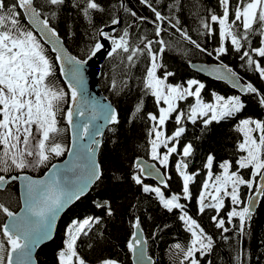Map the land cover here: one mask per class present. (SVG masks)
<instances>
[{
	"label": "snow or ice",
	"instance_id": "1",
	"mask_svg": "<svg viewBox=\"0 0 264 264\" xmlns=\"http://www.w3.org/2000/svg\"><path fill=\"white\" fill-rule=\"evenodd\" d=\"M140 2L154 13L155 20L151 23L155 24V36L160 37L162 22L168 20V17L153 7L151 0ZM64 3L65 0H13L12 3L0 0V171L8 172L13 168L22 171L46 165L53 157H61L65 152L72 158L64 162L63 168L52 163L50 175L46 180H33L27 175L11 176L12 181H25L24 206L19 213H14L0 203V211L9 218V222L0 227V235L5 238L0 240V264H35L33 250L43 241L52 238L57 214L73 200H79L91 185L102 178L101 163L97 161L96 156L101 145L97 138L103 135V126L96 121L102 119L107 125L119 124L118 112L111 103L101 104L88 99V93L83 87V65L87 60H79L70 55L64 48L56 28L50 25V19L57 16L56 9ZM219 4L222 14L210 15V21L219 26L220 46L215 49L216 59L226 54L228 49L225 42L228 41L236 52L243 50L240 59L247 58V64L254 65V70L264 79V67L252 56L254 53L264 58V0H237L231 20L230 0H219ZM74 6L81 7L80 0H77ZM81 11L95 31L88 59L104 49L103 41H110L111 48L107 53L109 57L118 52L127 54L126 67H135L142 56L148 59L149 66L146 67V74L142 79V90L146 95L154 97L158 106L157 113L147 114L150 121L148 143L151 160L158 161L165 167L169 164L170 156L178 152L177 146L186 132V121L195 125L199 120L206 128L213 122L234 118L246 108L241 95L226 98L213 94V102H205L202 99L205 85L196 79L188 80L186 87L168 83L169 77H173L174 73L167 71L162 62V54L165 52L163 39L154 41L143 36L139 43L133 46L127 28L117 38L111 32L105 31L104 27L93 25L92 12L103 11L97 0H83ZM131 15L135 17L136 13L131 12ZM21 16L26 18L30 25H35L39 36L32 28L21 24ZM139 19L143 22L147 18ZM120 22L118 18H113L111 25ZM168 23L201 52L212 55V52L192 40L186 31L177 27L179 21L172 23L168 20ZM201 23L211 35V24L203 19ZM257 33L262 37L260 46L252 47L251 37ZM45 44L51 45L55 62L59 63L61 73L69 78L67 87L70 90V102L69 93L63 88H56L49 80L55 74V64L50 59ZM154 44L160 45L158 50L154 49ZM212 72L217 74L218 79L228 80L241 94L256 96L259 105L264 107V91L252 83H241L242 78L228 65L221 63L219 67L213 68ZM116 86V81L113 80L112 87L115 89ZM190 97L194 98V103L188 105L187 111L182 110L179 102ZM63 103L69 105L66 111L61 108ZM161 104L164 106H160ZM142 109L143 101L136 104L132 115L135 117ZM61 113L67 128L59 127ZM171 119H174L177 127L171 135H167L164 129ZM234 127L242 135V139L237 143L241 155L234 162L236 170H233V162L225 159L218 164L220 173L214 174L212 169L215 157L209 154L204 164L208 170L207 178L202 183L198 197V212L204 214L206 209L216 212L211 220L217 229L222 230L221 236L225 241L229 237L224 234L228 233L230 228L225 226L224 218H218L221 210L225 208V198H229L233 205L227 212V224L231 225L234 219H238L237 230L243 235L246 223L252 217L256 200L264 197V120L243 118ZM68 129H71V147L57 142V137ZM86 137L89 142L83 143ZM162 147L166 149L163 154L160 151ZM194 151L191 141L185 143L179 153L181 159L175 164L176 172L182 178V196L185 200L191 198L190 185L199 174L189 171V162L186 159L192 157ZM133 168L135 171L131 179L141 186L144 193L155 194L159 203L169 213L174 210L181 212L178 218L190 234V241L186 247L179 242L172 246L182 257L179 264H200L197 254L205 257L213 252V236L207 234L197 220L184 210L185 205L180 203L181 195L173 194L166 198L161 187L150 186L144 183L143 179L155 174L159 183L167 188L171 177L162 174L154 164L148 165L139 157L134 161ZM240 170H250V178H245ZM7 183L9 181L6 177L0 175V188ZM241 186L249 190H253L255 186L256 196L249 195L246 201L242 200ZM241 204L244 205L242 208ZM96 207L104 209L109 216L113 215L107 200L97 203ZM100 223L99 217L73 220L67 228L64 246L57 254L58 264H88L78 251V241L92 231L93 225ZM132 227L134 231L126 246L134 257V264H152V258L145 253L147 240L144 238L140 217L134 218ZM236 261L240 264L239 256ZM101 264H117V261L104 259ZM207 264H212V261L209 260Z\"/></svg>",
	"mask_w": 264,
	"mask_h": 264
},
{
	"label": "trees",
	"instance_id": "2",
	"mask_svg": "<svg viewBox=\"0 0 264 264\" xmlns=\"http://www.w3.org/2000/svg\"><path fill=\"white\" fill-rule=\"evenodd\" d=\"M13 0H8L12 3ZM40 2V0H37ZM103 11H93L91 14L92 23L96 27H104L113 36L122 35L125 28L129 31L130 43L135 46L140 38L147 36L154 41L163 39L165 41V52L162 54V62L167 71L174 73L169 77L168 83L181 84L187 86V81L196 79L205 85L202 90V99L205 102H213V94L222 95L226 98L233 95H241L246 104V108L234 118L220 122H213L206 128L201 121L195 125L185 122L186 132L180 139L178 152L172 154L169 164L162 169L171 177L168 187H161L166 198L171 195H181L180 203L185 205V211L205 229V232L213 236L214 249L210 255L197 258L200 264H207L210 260L212 264H237L236 257H240V264H264V197H260L256 210L246 223V230L240 235L237 226L238 219H234L231 225L227 224V212L233 205L229 198H225V208L221 210L218 218H224L226 227L230 228L224 235L229 239L225 241L221 236L220 229L215 227L211 220L216 212L213 209H206L204 214L198 212V197L202 190V183L205 180L207 169L204 167L206 157L211 154L215 157L213 173L219 174V162L228 159L233 162V170H236L235 160L241 155L237 149V143L242 139V135L235 130V125L240 119L251 117L253 119L264 120V107L258 103L256 96L252 94H240L224 82L216 81L197 73L192 69L193 62H220L232 67L243 79L252 83L259 90L264 91V79L259 77V73L254 70L255 66L247 64V58L241 60V52H236L226 41L225 46L228 51L216 59L215 49L220 46L219 26L210 21L211 14H222L219 0H151L153 7L168 17L177 27L186 31L192 40H195L212 52H201L190 41L185 40L180 32L171 27L168 20L162 22V32L160 37L155 36L154 13L140 0H97ZM237 0H230V20ZM77 0H65L57 11V16L50 19V25L55 27L63 38L68 49L77 57L86 59L90 55L93 44L92 37L95 31L88 20L83 16L81 8L83 0H80L81 7H75ZM131 12H135L133 17ZM140 17L147 19L141 22ZM118 18L121 22L111 25V20ZM211 24L212 33L208 34L204 29L201 20ZM159 23V22H158ZM21 24L24 27L32 28L26 18L21 16ZM107 25V26H106ZM106 26V27H105ZM110 29V27H112ZM113 29L115 31L113 32ZM242 30V29H241ZM261 36L259 33L251 37L252 47H259ZM43 43V41H42ZM48 50L50 59L55 64V74L50 77V82L56 88H63L69 93L67 83L62 77L59 63L55 62V53L51 48L44 45ZM142 47V45H141ZM159 44H154V49L158 50ZM108 53V52H107ZM126 55L122 52L109 57L106 54L102 64L100 85L102 91L111 100L118 112L119 124L111 125L104 137L99 152V162L102 168V178L97 181L91 191L74 203L62 217L55 238L49 243L40 247L37 252L38 264H58L57 254L64 246L68 226L73 220H83L89 217H99L101 223L93 225L92 231L87 236H82L78 241V251L88 264H101L104 259H113L117 264H134L132 253L127 249V241L134 231L132 223L135 217H140L141 227L148 243V251L154 259L153 264H179L182 257L172 247L175 243L187 246L190 241V234L186 231L182 221L179 220L180 210L169 213L159 203L155 194L144 193L141 186L136 185L131 179L135 171L134 161L139 158L151 160L149 156L150 145L148 143V130L150 121L147 119L148 113H157L158 106L155 98L150 94H145L142 90V79L145 69L149 66L147 57L142 56L135 67H126ZM254 60L264 62V58L252 54ZM159 74V73H158ZM113 80L116 81V88L112 87ZM143 101L141 113L135 117L132 115L137 103ZM194 103V98L179 102L180 108L187 111L188 105ZM68 103L61 104V108L66 111ZM175 114H173L174 116ZM59 127L67 128V123L61 113ZM174 119L167 122L165 132L171 135L175 130ZM191 141L194 145V155L186 158L189 162V171L198 172V176L190 185L191 198L185 200L182 196V178L175 169V164L181 159L180 152L182 146ZM57 142L65 144L67 147L71 143L70 129L57 137ZM171 146V145H169ZM67 152L61 157H53L51 161L36 168L27 170L29 174L41 176L51 167L52 163L61 161L66 157ZM25 171L11 169L8 172L0 171V175L10 178ZM245 178H250V170H240ZM119 177V179H117ZM144 179V183L150 186H157L153 180ZM258 185V178L256 181ZM241 199L246 201L249 195L255 193L241 186ZM109 201L113 215L96 207L97 203ZM0 203H3L10 211L20 209L19 185L11 182L5 189H0ZM244 205L241 204L242 208ZM7 216L0 211V227L5 224ZM168 225V227H163ZM159 226V227H158ZM100 233H103L101 236ZM155 233V235H154ZM5 238L0 235V240ZM91 245V247H89ZM187 264V262H186Z\"/></svg>",
	"mask_w": 264,
	"mask_h": 264
},
{
	"label": "water",
	"instance_id": "3",
	"mask_svg": "<svg viewBox=\"0 0 264 264\" xmlns=\"http://www.w3.org/2000/svg\"><path fill=\"white\" fill-rule=\"evenodd\" d=\"M26 20H27V19H26ZM27 22H28V21H27ZM28 23H29V22H28ZM29 25H30V24H29ZM30 26L32 27V29H33V30L37 33V35L39 36V32H38L37 29H35V25H30ZM111 28H113V26L110 27V29H111ZM105 31H107V29H106ZM61 39H62V41H63V46H64V48L67 49V51L69 52V54L72 55V56L77 57L76 55H74V54L68 49V47H67V45H66V43L64 42V40H63L62 37H61ZM105 42H106V41H105ZM108 43H109V46L107 45V46L104 48V50L100 53V60H103V58L105 57L106 53H107L108 51H110V48H111L110 41H108ZM106 44H107V43H106ZM45 45H47L48 47L51 48V45H48V44H45ZM107 47H109L108 50L106 49ZM103 55H104V57L102 58ZM77 59H79V60H88V58H86V59H82V58H79V57H77ZM104 60H105V58H104ZM104 60H103L101 63H99V64H98V60H97V62L95 63V74H96L98 68H100L97 77H96V75H95V80H96V78H98V85H97L95 88H96V90H100V91H99V92H100L99 95H100L101 97L99 96V97H100L99 100H98V99H95V98H92V99H91V98H89V97H88V99H89V100H95V101H98V102L101 103V104L111 103L112 107L115 108V106L113 105V103L111 102V100H110V99L105 95V93L102 91V89H101V85H100V77H101V71H102V64H103ZM223 64H224V63H223ZM84 65H85V64H84ZM84 65H83V67H84ZM220 65H221V63H216V62H210V63H209V62H193V63L191 64V67H192V69H194L197 73H199V74H201V75H203V76H205V77H208V78H210V79H213V80H216V81L224 82V83H226L227 85H229L231 88H233L232 85L229 83L228 80L218 79V78H217V74H216L215 72H212V69H213V68L219 67ZM228 67H230V66H228ZM230 68H232V67H230ZM200 69H203V71H201ZM232 70H233L234 72H236L233 68H232ZM221 71H223V69H221ZM236 73H237V72H236ZM237 76L242 78V76H240L238 73H237ZM62 77H63L64 81L68 84L69 78L66 77L64 74H62ZM241 83H250V82H248V81H246L245 79L242 78ZM233 89L236 90L237 92H239V89H236V88H233ZM239 93H240V92H239ZM240 94H241V93H240ZM96 123H98V124H100V125L103 126V127H102L103 135H102L101 137H98V138H97V139H99V140L101 141V144H102L103 137H104V135H105L107 129H108L111 125L104 124V121H103L102 119H98V120L96 121ZM70 132H71V129H70ZM88 142H89V139L86 137L85 140L83 141V143H88ZM79 143H80V142L78 141V144H79ZM71 145H72V135H71V143H70V146H69V147H71ZM100 147H101V145H100ZM100 147H99V149H98V151H97V156H96V159H97L98 162H99V152H100ZM71 159H72V158L69 157L68 154H66V157H65L63 160H61V161H57L55 164H57L58 167L63 168V167H64V162H65L66 160H71ZM142 159L146 162V164H148V165L154 164L157 168L160 169V172H161L162 174H166V173L164 172V170H163V169H162V168H161L156 162H154V161H149V160H147V159H145V158H142ZM50 168H51V167H50ZM50 168L45 172V174H43V175H41V176H34V175L29 174V173H19L18 175H13V176H23V175H27V176L31 177L33 180H42V179H43V180H46V179L48 178V176L50 175V171H49ZM10 178H11V177H10ZM10 178H7V177H6V180H8L9 183L14 182V181H12ZM144 178H145V179H148V180H153V181H154L156 184H158L160 187H164L162 184L159 183L158 179L155 178V174H153L152 177H147V176H146V177H144ZM15 182H17L18 185H19V195H20L21 206H20V209H19V210H17V211H13V212H14V213H19L20 210H21V208H23V206H24V200H23V197H24V184H25V181L22 180V179H17V180H15ZM9 183H7L3 188H0V189H5ZM258 183H259V180H258ZM95 184H96V182H95L93 185H91L90 188L87 190V192H86L83 196H81V197L86 196V195L91 191L92 187H93ZM253 196L255 197V196H256V193H254ZM81 197H80V198H81ZM77 201H78V200H73L71 203H69L68 205H66V206H65V207H64V208H63V209L57 214L56 220H55V222H54V224H53L52 238H51V239H48V240H46V241H43L38 247H36V248L33 250V259H34V261H35V264H38V261H37V258H36L38 250L40 249V247H42L43 245L49 243L50 241H52V240L55 238V235H56V233H57V229H58V225H59V223H60L62 217H63L64 214L68 211V209H69L74 203H76ZM259 201H260V197L256 200V203H255L254 208H253V212L256 210V208H257V206H258V204H259ZM253 212H252V213H253ZM8 222H9V218L7 217L5 223H8ZM143 234H144V232H143ZM144 238H145V235H144ZM145 239H146V238H145ZM144 248H145V253H146V255H147V256H150L149 251H148V243L144 246ZM150 257H151V256H150ZM151 258H152V257H151ZM132 259H133V262H134V257H133V256H132ZM153 263H154V259L152 258V264H153Z\"/></svg>",
	"mask_w": 264,
	"mask_h": 264
},
{
	"label": "bare ground",
	"instance_id": "4",
	"mask_svg": "<svg viewBox=\"0 0 264 264\" xmlns=\"http://www.w3.org/2000/svg\"><path fill=\"white\" fill-rule=\"evenodd\" d=\"M103 43L105 44V47H106L107 46L106 42L103 41ZM100 53H98L96 56L92 57L91 59H88L87 63L83 67V87L86 90V92L88 93L89 98H91V99L95 98L98 100L100 99L101 96L99 95L100 90H96V88H95L98 85V78H96V80H95V75L97 77L100 68H98V70L95 74V63L97 62V60H98V64L101 63L104 60V58L106 57V55H105L103 60H100ZM216 63H220V62H216Z\"/></svg>",
	"mask_w": 264,
	"mask_h": 264
},
{
	"label": "rangeland",
	"instance_id": "5",
	"mask_svg": "<svg viewBox=\"0 0 264 264\" xmlns=\"http://www.w3.org/2000/svg\"><path fill=\"white\" fill-rule=\"evenodd\" d=\"M106 43H107V45L109 46V43H108V41H106ZM107 50L109 49V47H107L106 48ZM104 57V55L102 56V58ZM258 62H260L259 60H257ZM261 63V66L262 67H264V62L262 63V62H260ZM186 87V86H185ZM160 106H164V105H160ZM165 130V129H164ZM0 149H2V146H0ZM160 151H161V154H163V153H165L166 152V149H164L163 147L160 149ZM32 168H36V167H31V168H26V169H24V170H22V171H25V172H22V173H28V171L27 170H29V169H32ZM168 174V173H167ZM207 178V173H206V177H205V179Z\"/></svg>",
	"mask_w": 264,
	"mask_h": 264
}]
</instances>
